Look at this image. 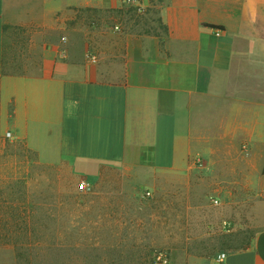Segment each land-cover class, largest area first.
<instances>
[{
	"label": "crops",
	"instance_id": "obj_1",
	"mask_svg": "<svg viewBox=\"0 0 264 264\" xmlns=\"http://www.w3.org/2000/svg\"><path fill=\"white\" fill-rule=\"evenodd\" d=\"M6 61L25 68L5 74ZM0 103L9 138L85 180L120 168L180 176L201 155L235 220L242 184L227 179L249 178L253 231L225 264H264V0H0ZM163 127L176 130L164 158ZM84 146L100 161L92 173L77 163Z\"/></svg>",
	"mask_w": 264,
	"mask_h": 264
},
{
	"label": "rangeland",
	"instance_id": "obj_2",
	"mask_svg": "<svg viewBox=\"0 0 264 264\" xmlns=\"http://www.w3.org/2000/svg\"><path fill=\"white\" fill-rule=\"evenodd\" d=\"M1 119L0 103V264H162L160 253L167 255L168 264H184L189 256L242 247L252 234L246 212L250 193L244 188L250 179H227L228 185L242 184V208H230L236 219L227 220L225 204H214L218 195L196 163L201 155L195 168L180 176L160 171L152 176L146 169L132 176L129 170L106 169L97 180L89 177L92 189L83 192L79 184L85 179L68 163L42 160L24 142L7 137L11 131L2 128ZM157 132V154L171 156L162 152L173 141L175 128ZM82 148L77 163L92 173L100 161ZM45 149L44 156L53 158ZM145 153L151 160L152 151ZM219 180L216 184L224 188Z\"/></svg>",
	"mask_w": 264,
	"mask_h": 264
},
{
	"label": "built area",
	"instance_id": "obj_3",
	"mask_svg": "<svg viewBox=\"0 0 264 264\" xmlns=\"http://www.w3.org/2000/svg\"><path fill=\"white\" fill-rule=\"evenodd\" d=\"M91 59L94 60V61L96 60L95 57H91ZM7 137H11V133L10 132L7 133ZM196 163L199 166H201L202 165V160L201 159H197ZM79 188H80L81 191L87 192V191H90L92 189V186H91V184L88 181L83 180L82 183L79 184ZM214 204L219 205L220 204L219 200L215 199L214 200ZM226 258H227V252L226 251H221V252L217 253L213 257L212 264H225ZM158 261H160L162 264H168L169 263V258L164 253H160L158 255Z\"/></svg>",
	"mask_w": 264,
	"mask_h": 264
},
{
	"label": "trees",
	"instance_id": "obj_4",
	"mask_svg": "<svg viewBox=\"0 0 264 264\" xmlns=\"http://www.w3.org/2000/svg\"><path fill=\"white\" fill-rule=\"evenodd\" d=\"M211 28H214V29H218V30H222L223 29V26H220V25H209ZM15 67H19V68H22V69H24L25 67L24 66H22V65H19V66H14V65H8L7 64V61H6V64L4 65V73L6 74V73H8L9 72V68H11V69H16ZM12 70V71H13ZM17 225V224H16Z\"/></svg>",
	"mask_w": 264,
	"mask_h": 264
}]
</instances>
